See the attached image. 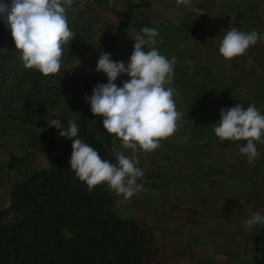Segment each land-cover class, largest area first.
I'll return each mask as SVG.
<instances>
[{"label": "trees", "instance_id": "1", "mask_svg": "<svg viewBox=\"0 0 264 264\" xmlns=\"http://www.w3.org/2000/svg\"><path fill=\"white\" fill-rule=\"evenodd\" d=\"M224 1L74 0L67 16L75 37L64 46L59 73L47 77L24 69L0 19V264H264V223L245 226L253 213L264 215V144L256 143L259 156L249 162L239 152L246 141L213 138L221 108L255 104L264 114V0L223 8ZM105 9L116 15L113 29ZM143 27L158 29L160 54L177 60L170 86L182 127L156 150L137 154L144 176L125 199L106 183L88 190L70 168L72 140L48 121L67 129L72 119L75 138L103 160L116 162L113 149L131 157L86 96L107 83L95 71L100 53L127 65ZM232 28L261 38L225 60L219 44ZM128 79L122 74L114 83ZM250 91L248 102L236 97ZM174 188L192 196L174 203ZM178 204L183 216L170 211ZM209 205L217 208L209 222L193 217Z\"/></svg>", "mask_w": 264, "mask_h": 264}, {"label": "clouds", "instance_id": "2", "mask_svg": "<svg viewBox=\"0 0 264 264\" xmlns=\"http://www.w3.org/2000/svg\"><path fill=\"white\" fill-rule=\"evenodd\" d=\"M177 5L190 6L191 0H176ZM74 0H0V19L10 30L25 70H36L43 76L56 75L61 68L64 46L75 37L68 24L67 11ZM135 35L130 59L114 61L111 54L101 52L95 71L107 76V83H98L92 94L86 96L90 111L103 117V127L121 141V146L131 150V157L113 149L115 163L103 160L98 152L78 136L77 124L69 119L68 128L53 119L49 125L60 129L59 135L72 140L70 168L75 176L86 183L89 191L106 183L110 190L125 199L134 196L140 188L137 180L144 176L138 153H149L160 142L177 131L183 113L177 111L171 87L174 77L175 57L160 54L156 28L143 27ZM256 31L241 32L232 28L219 44V53L225 60L244 55L249 47L260 39ZM145 46L147 50L145 51ZM126 74L130 79L122 87L114 83L118 76ZM214 133L223 144L226 140L246 141L239 148L242 155L252 162L259 156L256 143L264 144V114L250 104L246 108L236 104L220 109V120ZM75 138V139H73ZM264 223V215L253 213L245 221L246 228Z\"/></svg>", "mask_w": 264, "mask_h": 264}, {"label": "rangeland", "instance_id": "3", "mask_svg": "<svg viewBox=\"0 0 264 264\" xmlns=\"http://www.w3.org/2000/svg\"><path fill=\"white\" fill-rule=\"evenodd\" d=\"M111 2H112V0H110ZM105 11H106V13H107V16H106V20L107 21H109L110 22V27L113 29V28H115V22H116V15L115 14H112L111 12H109V9H105ZM113 22H114V24H113ZM102 31H104L105 32V28H103L102 29ZM103 33V32H102ZM217 69H223L224 70V66L223 65H221V66H219ZM254 90H257V93H259L260 92V90H261V88H259V86H256V89H254ZM236 97H238V99H244L246 102H248L249 100L248 99H250V98H252V97H254V94H253V91H250V93L249 92H246L245 93V95L243 94H241V92H238L237 94H236ZM221 98H224V96H221ZM232 98H234V97H232ZM210 125H211V123H210ZM211 130H212V128H211V126H210V132H211ZM212 134H213V132H212ZM217 136L214 134L213 135V138H216ZM171 190V192L169 193V196H170V198L171 197H173L174 199H176V202H174V203H177V201L179 202L181 199L182 200H184L185 198H182V197H188V198H190L192 195L190 194V193H187V194H185V193H179L178 192V190L176 191V190H172V189H170ZM163 195H167V193H164ZM146 202V201H145ZM179 204H180V202H179ZM179 204L177 205V207L175 208V207H171V209H170V211H173V212H177L178 213V215L179 216H183L185 213H187L186 211L184 212L181 208H180V206H179ZM216 209L217 208H215L214 206H212V205H209V206H206V209L205 210H199V211H197V212H195V213H193V217H195L196 219L197 218H200V219H202V220H204V221H206V222H209V217H210V214L211 213H215L216 212ZM215 215H217V217H220V214L219 213H217V214H215ZM218 221H223V219H220V220H218ZM211 234V233H210ZM167 241V240H166ZM167 243L169 244V242L167 241ZM216 251V253L217 254H219V255H222V256H225L226 254H224V253H222L221 251H220V249H217V250H215ZM177 260V263H179V261H181V262H184V257H180V258H178V259H176Z\"/></svg>", "mask_w": 264, "mask_h": 264}, {"label": "crops", "instance_id": "4", "mask_svg": "<svg viewBox=\"0 0 264 264\" xmlns=\"http://www.w3.org/2000/svg\"><path fill=\"white\" fill-rule=\"evenodd\" d=\"M193 1H195V2H199V1H201L202 3H205V2H210V1H224V0H191V4H192V2ZM238 1V3L240 2V3H245L246 2V4H247V2L249 1V0H227V2H225L224 1V3L222 4L223 6V8H225V7H228V6H232L234 3H236ZM218 6H220V5H218ZM233 9H235L234 11H236V12H238V14L240 15L242 12H241V8L240 7H234ZM233 11V12H234ZM228 13H230V12H228ZM227 13V14H228ZM226 14V15H227ZM231 15H233V14H231ZM216 22H217V18H216V13H213L212 14V16L209 18V20H206V25L208 26V28H210L211 30H214L215 29V27H216ZM172 190H176L177 191V189L176 188H174V189H172Z\"/></svg>", "mask_w": 264, "mask_h": 264}]
</instances>
